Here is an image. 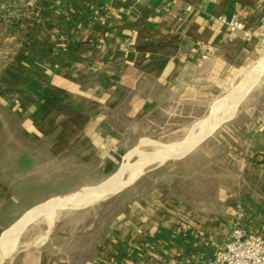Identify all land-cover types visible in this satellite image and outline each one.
Masks as SVG:
<instances>
[{
    "label": "crops",
    "instance_id": "crops-1",
    "mask_svg": "<svg viewBox=\"0 0 264 264\" xmlns=\"http://www.w3.org/2000/svg\"><path fill=\"white\" fill-rule=\"evenodd\" d=\"M233 13L249 39L218 20ZM263 57L264 0H0V129L14 127L0 148V243L34 206L100 184L148 131L189 121V107H210ZM253 84L230 118L171 154L187 152L170 158L183 161L169 180L124 191L101 237L91 224L60 241L33 222L0 264H211L234 225L264 236V70Z\"/></svg>",
    "mask_w": 264,
    "mask_h": 264
},
{
    "label": "rangeland",
    "instance_id": "rangeland-1",
    "mask_svg": "<svg viewBox=\"0 0 264 264\" xmlns=\"http://www.w3.org/2000/svg\"><path fill=\"white\" fill-rule=\"evenodd\" d=\"M261 60L258 61L257 63H255L251 68H250V63L243 64L241 69H239L240 73L237 76L236 75L232 76V78L225 85V88L220 89L218 91H213L211 99H210L211 100L210 107L208 106V104L206 102L203 106L189 107V110H193V114L189 113V121H181V120L177 121V122L174 121L171 124L164 125L162 128H156V129L150 130V131H148L149 135H147L146 138L142 139L136 146L142 144L143 142L149 141V140L155 141L157 143H164V142H170V141H176V140L182 139V137H184V135L188 132L189 128L195 122H197L198 120H200V119L210 115L211 113H213L219 107V104L221 102L228 99L233 92L234 86H236V84L240 81V79L242 77H244L247 73L251 72V70H253L256 66H258V64L261 62ZM179 118L180 119H182V118L186 119V116L180 115ZM174 125H178V129H171ZM205 134H207V133H205ZM205 134H203V135H205ZM203 135H200L198 137H201ZM198 137H196V138H198ZM154 146L153 145H147V146L144 145L142 147L147 148V149L148 148L152 149ZM186 153L173 154L162 164L150 166L148 169H146L143 172V174H140L141 176L139 175V176L131 179L129 182H127L123 186L124 188L119 189L118 191H115V192L103 193L99 200H96V201L91 202V203L86 204V205H82L81 207L62 208V209L55 210L54 222L52 224V227H53V229H55L54 235L56 237V240L68 241V240H70L69 238L75 236V234H77V233H80V231L85 230L91 224H96L98 226L99 232H98L97 236L101 237V230H102L101 228H104L105 225L108 223V221H110L109 219H111L120 210H122V207L125 205L124 201L121 198V195H123L124 191L126 193V191H128L129 189L136 187V185H138L137 183H139L140 180L146 179L145 185H143L141 188H142V192L144 194H147L155 186L154 181H155V178L157 176L161 177V175H163L162 177L169 180L170 174H171V170H170L171 165H175L178 161H183L182 158L181 159L180 158L170 159V158L180 157L181 155L183 156ZM128 159H129V152L123 156L120 163L117 165L116 169H114V171H112V173L110 175H112L118 169V167L121 165V163L126 162ZM209 160L210 159L208 157L199 156L196 158V163H199V164H203V162L208 163ZM207 167L210 168V172L212 174L216 172V167L213 164H209V166H207ZM177 171L178 170L176 169L175 173H177ZM93 187H95V186L87 187L84 185L82 187H80V186L73 187V189H69V191H68L69 193L66 195H61L58 197L51 198V199L45 201L44 203H41L39 205L34 206L32 209L27 211L20 219H18L14 224H12L10 227H8L4 231L3 239H2L0 244L2 245V243L5 240L10 238V236L15 233L16 226H17L19 221L22 220L23 218H25L27 215H29L33 211H35L36 209H38L39 208L38 206L41 207L42 204H45L46 202H49L51 200L66 199V198L81 195L83 192H85L86 190L93 188ZM71 191H74V192H71ZM36 207H38V208H36ZM34 208H36V209H34ZM30 223H32V222H30ZM29 224H27V226ZM31 226L34 227L33 231L36 230V232H38L39 234L42 233L43 231L47 230L46 221L42 217L38 218ZM26 227L24 228V230L26 229ZM23 231H22V233H23ZM95 236L96 235H93V236L88 235L87 236L86 234H84L83 239H90L91 237L94 238ZM20 240H21V235L18 238V242ZM18 242H17V244H18ZM1 245H0V247H1Z\"/></svg>",
    "mask_w": 264,
    "mask_h": 264
},
{
    "label": "bare ground",
    "instance_id": "bare-ground-1",
    "mask_svg": "<svg viewBox=\"0 0 264 264\" xmlns=\"http://www.w3.org/2000/svg\"><path fill=\"white\" fill-rule=\"evenodd\" d=\"M264 70V58L251 72L247 73L234 86L231 96L221 102L219 107L210 115L195 122L182 137V139L164 143H157L149 140L132 148L129 151V159L121 163L118 169L106 180L97 186L90 188L81 195L66 199L51 200L39 207L25 218L20 220L16 226L15 233L5 240L0 247V263L16 249L18 238L24 228L30 222H35L38 218H44L48 228H51L54 222V213L57 209L81 207L99 200L103 193L115 192L121 189L131 179L142 174L150 166L163 163L173 152L179 149L184 143L200 135L208 133L215 129L222 121L230 118L238 103L242 100L247 91L254 85L260 73ZM182 132V131H181ZM155 145L152 149L142 146ZM64 212V211H63Z\"/></svg>",
    "mask_w": 264,
    "mask_h": 264
},
{
    "label": "built area",
    "instance_id": "built-area-1",
    "mask_svg": "<svg viewBox=\"0 0 264 264\" xmlns=\"http://www.w3.org/2000/svg\"><path fill=\"white\" fill-rule=\"evenodd\" d=\"M218 20L225 26L230 37H251L237 13L231 16L221 15ZM199 44L206 49L207 52L202 54V58H206L211 47L206 43ZM211 264H264V236L239 224L234 225L225 245L214 251Z\"/></svg>",
    "mask_w": 264,
    "mask_h": 264
},
{
    "label": "trees",
    "instance_id": "trees-1",
    "mask_svg": "<svg viewBox=\"0 0 264 264\" xmlns=\"http://www.w3.org/2000/svg\"><path fill=\"white\" fill-rule=\"evenodd\" d=\"M13 123H11L10 121H8L7 123V128L6 127H2L0 129V148L4 147V146H11L14 144L13 139L11 138L9 132H11L10 130L13 129ZM6 133V134H5ZM8 133V134H7ZM250 196L248 193H244L242 198H246L248 199ZM244 204V203H242Z\"/></svg>",
    "mask_w": 264,
    "mask_h": 264
}]
</instances>
